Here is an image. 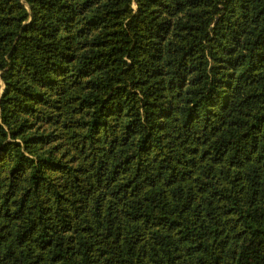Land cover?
<instances>
[{"label":"trees","instance_id":"16d2710c","mask_svg":"<svg viewBox=\"0 0 264 264\" xmlns=\"http://www.w3.org/2000/svg\"><path fill=\"white\" fill-rule=\"evenodd\" d=\"M0 264H264V0H0Z\"/></svg>","mask_w":264,"mask_h":264}]
</instances>
